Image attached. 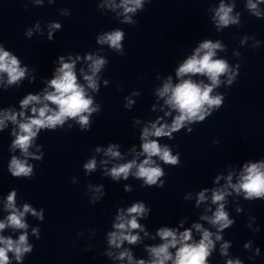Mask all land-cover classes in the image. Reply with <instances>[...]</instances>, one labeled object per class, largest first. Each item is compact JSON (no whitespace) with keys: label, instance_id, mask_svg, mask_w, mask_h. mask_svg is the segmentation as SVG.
<instances>
[{"label":"clouds","instance_id":"1","mask_svg":"<svg viewBox=\"0 0 264 264\" xmlns=\"http://www.w3.org/2000/svg\"><path fill=\"white\" fill-rule=\"evenodd\" d=\"M128 5H132L129 7ZM141 7V0H124L125 12H134L136 8ZM250 8H255L256 5L249 3ZM232 8L226 7L221 4L216 15L219 17L218 26H227L230 23H237V19L231 17ZM257 15H259L257 13ZM130 22V21H129ZM59 27V25H56ZM123 33L120 31L107 34L102 37L100 42H107L111 47L120 49L121 40ZM222 45L219 42L212 43L210 40H205L195 50V54L187 59L178 69L176 75L178 77L184 76L185 74H203L207 75L211 80V85H202L193 82L192 80H183L175 87L171 86V83H165L161 96L169 95L167 103L179 111V115L175 117L171 127L167 125H161L157 127L156 124H152L150 130L145 128L142 133V139L145 141L142 144L143 153L147 154V158L143 160L139 165L133 160L129 163L122 164L118 167L111 169L110 175L113 179H119L123 176L124 179L128 178L130 170L133 167L137 168L135 175L143 178L145 184L151 186L157 183V179L164 175L163 170L159 167H153L154 161L153 156H159L162 161L167 164L176 165L179 163L178 154L172 156L167 147L161 148L156 140H148L149 136L163 137L169 136L175 131L180 130L185 121L203 120L207 109L205 105L211 107L213 105L219 107L222 103L221 96H211L213 87L220 83L219 77L226 74L229 71L228 64L224 60H214L216 49H221ZM201 53H203L201 55ZM92 60L91 69L92 76H85V80L88 82V86L92 89H96L97 85L93 76L97 73L100 68L104 65L103 59H93L91 56L88 57ZM61 67L56 69L55 77L50 81V87L54 91L47 92L43 99L49 101L58 106V110H51L47 104L37 109L33 107L32 113L37 114L35 118H28L26 122L19 124V133H14L16 139L13 141V147H18L24 155H30L28 149L32 143L34 137L37 136L38 132L42 128H48L55 130L57 125H63L66 118L79 117V123L81 126H87L89 121L86 115L83 113H91L95 111L91 107L92 99L87 97L84 88L77 83L76 75L73 71V63H63V57H60ZM26 69H22L19 66V61L16 57L11 56L8 52L0 49V72L7 73L8 84H15L25 75ZM38 95H27L23 100L20 101L22 108L27 107L29 104L40 102ZM51 113V114H48ZM23 116L24 113H19ZM4 119L10 120L13 123L17 121V114L11 113L5 114ZM4 120H0V126H3ZM191 131V130H190ZM107 154L118 157L120 154L114 151V146L108 148ZM84 167L91 171L96 167L95 160H91ZM9 171L14 177L25 176L28 177L32 174V167L27 164L26 161L13 157L9 165ZM232 177H228L229 185L239 193L243 190L246 193V199L261 198L264 197V163H254L245 165L244 174L241 176V182L238 184H231ZM205 191H207L205 189ZM228 194L225 191L216 189L212 193V202L217 203L218 207L212 217H202V219L209 220L213 225H218L219 230H223L229 227L233 221L228 218V214L224 210V204L219 203L224 201L225 195ZM16 192L13 191L7 197L6 208L11 210V213L7 217V225L5 222H0V230L5 229L6 226H11L17 229H25L24 214L32 211L33 215H38L29 205L25 204L23 211H17L15 202ZM206 199L204 191L199 193V199L197 203ZM150 212V209L146 208L144 203H135L127 209V214H120L117 216L118 223L114 224V228L117 231L109 233V243L120 247L123 241H128L130 244H135L139 237L132 235L130 231L126 234L125 230L141 229V225L137 222L138 217H143ZM43 219L42 215L40 216ZM193 227L197 231L202 230L200 224H195ZM142 230V229H141ZM35 233L36 230L34 229ZM158 235L165 243L158 247H152L149 252L154 257L150 261V264H165L166 261H172V264H206L207 257L211 254V249L214 247V242L211 239L212 233L203 230L202 238L199 243H190L192 236L190 230H185L179 235L170 228H161L158 230ZM219 240L221 237L216 236ZM0 264H9L8 252H13L15 258L19 261L25 252L31 251V246L27 244L26 234H22L18 241H13L10 238L0 236ZM177 245L179 247L177 248ZM228 245L222 246V254H226ZM169 248H177L175 257L169 252ZM125 256L128 257L131 262L132 256L130 252L125 251L120 253V258L123 259ZM136 264H145L144 260H139ZM228 264H240V261L235 262L229 260Z\"/></svg>","mask_w":264,"mask_h":264}]
</instances>
